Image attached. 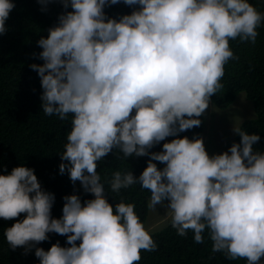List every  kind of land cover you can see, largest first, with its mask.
<instances>
[{
	"label": "clouds",
	"instance_id": "1",
	"mask_svg": "<svg viewBox=\"0 0 264 264\" xmlns=\"http://www.w3.org/2000/svg\"><path fill=\"white\" fill-rule=\"evenodd\" d=\"M119 2L61 0L72 11L37 41L43 64L30 67L43 90L41 109L62 121L71 115L57 169L80 182L87 200L63 197L62 216L53 218L52 185L42 189L34 169L14 167L0 175V218L23 219L4 230L6 242L27 253L56 233L70 246L36 247L39 264H137L141 250L156 249L153 230L170 221L178 235L190 230L198 244L207 230L213 253L262 264L264 152L253 150L260 136L234 127L240 142L209 156L202 137L179 134L201 125L210 98L223 88L225 64L237 59L230 40L254 44L264 13L249 0H123L138 9L108 18L104 8ZM14 7L0 0V35ZM23 71L0 57V77L20 89L29 82ZM167 137L176 138L149 151ZM114 150L147 166L138 177L114 171L111 191L135 184L149 190L148 208L166 210L154 223L144 226L133 203L114 205L105 197L99 161Z\"/></svg>",
	"mask_w": 264,
	"mask_h": 264
},
{
	"label": "trees",
	"instance_id": "2",
	"mask_svg": "<svg viewBox=\"0 0 264 264\" xmlns=\"http://www.w3.org/2000/svg\"><path fill=\"white\" fill-rule=\"evenodd\" d=\"M12 2L15 7L5 22L7 31L0 35V57L3 56L8 67L23 68V73L29 82L23 81L20 89L10 80L0 77V175L10 173L14 167L21 165L34 169L42 189H45L46 184L52 185L53 189L49 193L54 194L55 201L51 216L60 218L65 203L63 197L78 195L82 204L87 200L86 192L83 195L84 190L80 182L76 181L73 184L67 173L60 174L57 169L61 159L60 154L64 151L63 146L67 142V133L71 128V115L62 121L56 115L46 116L43 113L41 100L37 97L42 90L41 84L34 79L33 74L37 72L32 70L30 65L43 64L38 56L42 49L37 41L41 37L47 38L48 29L58 23V16L72 9L70 7L64 9L61 0H48L47 3H40L38 0H12ZM249 2L259 12L264 13V0H249ZM138 7V5H125L123 0H120L115 5L106 6L104 12L108 18L119 20L121 16L130 15ZM257 32L254 44L241 42L238 38L230 40V48L237 59H231L225 64L224 76L221 80L223 88L210 98V102L213 104V109L215 107L226 110L232 107L240 93H245L253 104L256 117L243 122L240 129L248 134H258L260 140L253 145V150L264 152V23L257 28ZM199 119L202 121L199 127L180 133L179 138L186 136L192 139L205 135L208 139L215 130L214 122L212 127L208 128L207 118L202 115ZM174 138L176 137H167L149 151H162L163 143L170 142ZM239 142L240 136L237 134L227 146L230 148L233 143ZM145 157L148 162L150 156ZM99 163L104 173L101 182L105 187V197H113L116 200L114 205L121 201L133 203L136 214L144 226L154 223L158 217L150 216V209L147 206L151 195L149 190L135 184L119 192H112L108 183L114 171H132L133 175L138 177L147 164L135 155L126 159L116 150ZM153 163L157 164L158 169L165 166L158 161ZM93 198L91 194L88 200ZM16 219H23V214L11 220L0 218V264H39V259L35 256L36 247L47 251L57 242L61 247L70 246L66 243V236L49 233L48 240L36 244L27 253L23 247L12 250L6 242L4 230L15 223ZM153 232L158 238L154 241L156 249L150 252L141 250V259L137 264H247L242 258L230 260L221 252L213 253L207 230L203 233L204 242L199 244L194 241L190 230L186 236L178 235L171 227L170 221L166 227ZM79 243L77 241V245Z\"/></svg>",
	"mask_w": 264,
	"mask_h": 264
},
{
	"label": "rangeland",
	"instance_id": "3",
	"mask_svg": "<svg viewBox=\"0 0 264 264\" xmlns=\"http://www.w3.org/2000/svg\"><path fill=\"white\" fill-rule=\"evenodd\" d=\"M203 116L207 118L208 128L212 127L214 122L215 130L208 136H204L203 142L209 156L220 154L228 150L227 143L233 140L237 134L233 131L234 127L240 125L249 119L256 117L253 104L247 99L245 93H240L235 103L226 110H219L210 106L205 110ZM166 203V202H165ZM163 207L157 206L156 211L150 210L151 217H158L165 214Z\"/></svg>",
	"mask_w": 264,
	"mask_h": 264
}]
</instances>
